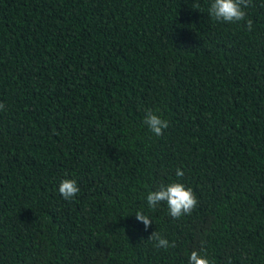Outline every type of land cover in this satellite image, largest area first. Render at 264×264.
Segmentation results:
<instances>
[{"label":"trees","instance_id":"16d2710c","mask_svg":"<svg viewBox=\"0 0 264 264\" xmlns=\"http://www.w3.org/2000/svg\"><path fill=\"white\" fill-rule=\"evenodd\" d=\"M210 4L0 0V264H188L201 247L264 264V0L231 23ZM171 182L191 214L149 208Z\"/></svg>","mask_w":264,"mask_h":264},{"label":"clouds","instance_id":"9594fccd","mask_svg":"<svg viewBox=\"0 0 264 264\" xmlns=\"http://www.w3.org/2000/svg\"><path fill=\"white\" fill-rule=\"evenodd\" d=\"M250 3L251 0H211L208 13L209 16L216 21L230 23L240 22L245 19L246 12L244 9L247 8ZM247 26L251 29V20L247 21ZM3 108L4 105L0 103V110ZM144 123L156 136L162 135L163 130L169 126L167 120L161 118V116L155 114L151 110L146 112ZM183 174V171L177 168L176 176L181 177ZM58 191L64 199L71 200L80 189L74 178H65L59 183ZM146 201L149 208H155L161 202H165L169 215L174 219L180 218L184 214H191L197 204L192 189L185 187L181 182H171L167 185H161L158 189L148 192ZM135 216L138 221L144 224L145 229L152 223L151 218L142 212H136ZM148 239L154 240L156 246L159 248L175 247L174 242L170 244L166 238L162 237L156 231H153ZM188 264H210L203 247L199 250L194 249L190 252Z\"/></svg>","mask_w":264,"mask_h":264}]
</instances>
